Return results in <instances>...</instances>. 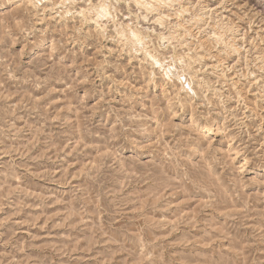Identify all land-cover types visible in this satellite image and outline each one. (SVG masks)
I'll list each match as a JSON object with an SVG mask.
<instances>
[{"label": "rangeland", "instance_id": "rangeland-1", "mask_svg": "<svg viewBox=\"0 0 264 264\" xmlns=\"http://www.w3.org/2000/svg\"><path fill=\"white\" fill-rule=\"evenodd\" d=\"M0 264H264V0H0Z\"/></svg>", "mask_w": 264, "mask_h": 264}, {"label": "bare ground", "instance_id": "bare-ground-1", "mask_svg": "<svg viewBox=\"0 0 264 264\" xmlns=\"http://www.w3.org/2000/svg\"><path fill=\"white\" fill-rule=\"evenodd\" d=\"M169 1V0H168ZM150 6V5H149ZM106 9H107V6H106V8L104 7H102V8H99V9H97L96 8V10H97V19H98V21L99 20H101L104 16H106ZM108 16V15H107ZM110 16V15H109ZM200 21V20H199ZM124 33V32H123ZM220 37V36H219ZM132 38L134 39V43H136L138 46H139V44L141 43V41H140V38H138V36H136L135 34H132ZM220 40V39H219ZM233 45V44H232ZM235 45V44H234ZM236 46V45H235ZM234 49V51H236L237 52V49H235V47L233 48ZM233 52V51H232ZM238 53V52H237ZM148 54V53H147ZM151 62H153L152 64L154 65V66H156V67H158L165 75H169V73H168V69H167V67L165 68V66L163 67L160 63H159V61L157 60V59H155V58H151ZM167 66V65H166ZM177 75V74H176ZM164 76V75H163ZM171 76V75H170ZM169 77V76H168ZM178 78H179V76H178ZM177 78V79H178ZM181 78V77H180ZM182 80V79H181Z\"/></svg>", "mask_w": 264, "mask_h": 264}]
</instances>
